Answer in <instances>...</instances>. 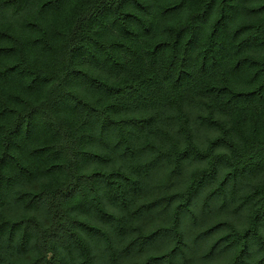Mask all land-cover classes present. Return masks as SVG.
<instances>
[{"label": "trees", "instance_id": "16d2710c", "mask_svg": "<svg viewBox=\"0 0 264 264\" xmlns=\"http://www.w3.org/2000/svg\"><path fill=\"white\" fill-rule=\"evenodd\" d=\"M0 264H264V0H0Z\"/></svg>", "mask_w": 264, "mask_h": 264}]
</instances>
